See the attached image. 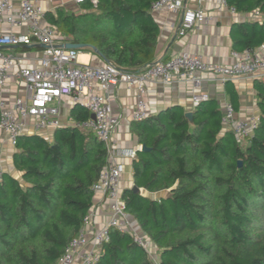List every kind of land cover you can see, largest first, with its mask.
I'll use <instances>...</instances> for the list:
<instances>
[{
    "label": "trees",
    "instance_id": "16d2710c",
    "mask_svg": "<svg viewBox=\"0 0 264 264\" xmlns=\"http://www.w3.org/2000/svg\"><path fill=\"white\" fill-rule=\"evenodd\" d=\"M156 0H84L77 12H45L63 40L115 66L137 72L156 61ZM237 14H264V0H226ZM231 49L264 45V21L234 23ZM96 50L98 54L94 53ZM228 102L239 110L231 81ZM258 122L244 143L221 123L214 99L185 117L179 105L131 121L137 144L125 210L157 248L154 262L129 232L110 228L91 264H264V79L252 83ZM72 125L18 136L12 171H0V264H58L93 205L92 185L106 165L102 141L76 124L89 112L74 103ZM240 162V165H238Z\"/></svg>",
    "mask_w": 264,
    "mask_h": 264
},
{
    "label": "built area",
    "instance_id": "2783aa9c",
    "mask_svg": "<svg viewBox=\"0 0 264 264\" xmlns=\"http://www.w3.org/2000/svg\"><path fill=\"white\" fill-rule=\"evenodd\" d=\"M84 0H75L81 4ZM96 5L97 0H90ZM165 9L169 12L182 11L177 30L179 37L184 36L198 24L207 23L210 16L201 8H185L184 0H156L150 5L151 11ZM218 9H226L230 15H237L226 0H219ZM44 8L30 0H0V22H5L10 30H0V47L30 46L42 47V55L37 66H22L19 59L0 51V87L14 79L23 84V94L6 101L0 96V132L13 147L18 136L28 129L40 133L44 130L62 127L59 108L55 102L71 97L72 102L83 106L94 119L76 124L90 130L102 141L107 151L106 165L99 178L92 185L93 193L102 195L101 202L107 210L105 222L92 229L93 214L89 210L84 217L80 233L65 247L58 264H91L96 260L99 248L108 240L110 228L129 232L135 243L148 254L153 245L144 234L134 228L133 220L125 210L122 199V164L115 160L116 143L112 134L119 125V118L113 113L105 95L106 91L119 84L135 91L132 121H140L149 115L143 96L147 83L167 85L174 81L187 82L191 86L193 107L209 99L201 92L203 81L215 80L224 84L239 79H264V54L255 50L231 51L233 61L229 64L211 63L195 54L180 53L168 59L155 61L138 70L128 71L111 63L81 65L79 51L65 48L68 43L57 30L44 23ZM252 19L264 21V14H252ZM25 27V33H16L15 28ZM262 45L261 47H263ZM96 86L101 93L96 92ZM258 122V115L245 118L236 117L231 104L225 102L221 110V123L233 132L238 140L249 136ZM74 124V123H73ZM118 155L134 158L135 150L122 149Z\"/></svg>",
    "mask_w": 264,
    "mask_h": 264
},
{
    "label": "crops",
    "instance_id": "0c3cea01",
    "mask_svg": "<svg viewBox=\"0 0 264 264\" xmlns=\"http://www.w3.org/2000/svg\"><path fill=\"white\" fill-rule=\"evenodd\" d=\"M30 1L41 5L45 12L53 13L58 7H63L66 10L74 12L81 10L80 4H76L75 0ZM13 2L18 5L20 0H13ZM218 3L219 0H184L185 8H201L210 16V20L207 23L196 25L182 37L177 35L182 11L172 13L165 9L158 11H151L149 9L152 19L159 27L155 47L156 61L168 59L172 55L188 53L198 55L202 57V60L211 63H231L233 61L230 56V52L233 51L231 49L230 38L232 25L249 19L251 20L252 15L237 14L232 16L226 9H218ZM43 22L46 23L44 18ZM0 30L8 32L10 28L5 22L1 21ZM13 31L16 33H25L26 28H15ZM0 51L15 55L22 66H37L39 64V58L42 55V47L37 44L6 47L0 49ZM255 51L264 54V46H260ZM77 60L81 65H99L105 63L98 56L81 51H79ZM231 83L239 97V110L236 112V117L245 118L251 115H258L255 91L252 86L253 80L239 79L231 81ZM95 90L97 93H101L97 86ZM200 91L206 92L210 99H214L220 110H222L223 104L228 102L225 85L218 81L211 79L203 81ZM22 94L23 84L14 79L9 80L4 87H0V96L6 101H11L15 96H21ZM191 94V86L187 82L174 81L167 85L147 83L143 98L147 103L149 115L173 105H179L185 112H189L193 108ZM105 95L112 107L113 113L120 121L112 134V138L116 143L115 160L122 164L123 167L121 185L122 190H124L133 186L131 177L132 158L118 155L117 151L122 149L136 151L141 148L137 144L135 135L130 132L131 114L135 103V91L128 89L124 84H119L109 88ZM54 106L59 108L60 119L63 124L72 125L74 123L70 117V111L73 106L71 97L60 99L54 103ZM53 130H44L39 134L46 138H51ZM28 133L36 132L28 129L25 134ZM12 150L13 147L6 141L4 134L0 132V171L6 170L13 172L10 161ZM101 200L102 195L100 193H94L93 205L90 209L93 214V222L91 225L94 230L99 228L107 217L106 207ZM133 225L138 230L134 222Z\"/></svg>",
    "mask_w": 264,
    "mask_h": 264
},
{
    "label": "water",
    "instance_id": "95a60500",
    "mask_svg": "<svg viewBox=\"0 0 264 264\" xmlns=\"http://www.w3.org/2000/svg\"><path fill=\"white\" fill-rule=\"evenodd\" d=\"M64 47L65 48H69V49H77V48H80L81 47V45H75V44H71V43H66V44H64ZM2 48H6V47H0V49H2ZM94 51V53H96V54H98V52L94 49L93 50ZM99 55V54H98ZM107 62V61H106ZM108 63V62H107ZM185 117L186 118H188V119H191V116H192V114H191V112L189 111V112H185ZM90 119H94V116L92 115V114H90ZM141 150H144L145 149V146L144 145H141V148H140ZM238 165H240V162H238ZM131 190L134 192V193H138L139 192V190H138V188L137 187H135V186H132L131 187Z\"/></svg>",
    "mask_w": 264,
    "mask_h": 264
},
{
    "label": "rangeland",
    "instance_id": "374dc122",
    "mask_svg": "<svg viewBox=\"0 0 264 264\" xmlns=\"http://www.w3.org/2000/svg\"><path fill=\"white\" fill-rule=\"evenodd\" d=\"M241 142L244 143V139H241ZM150 249L149 257L155 262L157 259V248L154 245H151Z\"/></svg>",
    "mask_w": 264,
    "mask_h": 264
}]
</instances>
